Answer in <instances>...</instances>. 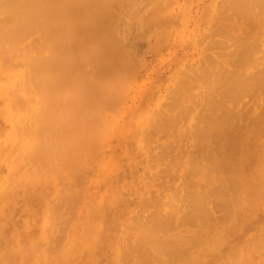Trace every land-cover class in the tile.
Returning <instances> with one entry per match:
<instances>
[{
  "label": "bare ground",
  "instance_id": "bare-ground-1",
  "mask_svg": "<svg viewBox=\"0 0 264 264\" xmlns=\"http://www.w3.org/2000/svg\"><path fill=\"white\" fill-rule=\"evenodd\" d=\"M119 1L0 0V264H264V0L214 3V21L242 15L245 28L239 19L230 25L242 35L208 21L199 42L223 60L205 51L206 59L182 63L186 78L174 84L182 81L184 90L167 87L165 111L151 106L139 116L148 120L145 168L105 202L91 189L90 168L104 160L106 171L105 134L132 125L125 82L139 63L111 49L119 38L115 32L110 39L116 27L109 17L117 15L115 4L130 5ZM165 7H153L163 13L157 17L167 13L162 22L171 17L172 4ZM220 48L232 50H225L229 58ZM186 83L193 87L185 90ZM154 134L168 140L147 145Z\"/></svg>",
  "mask_w": 264,
  "mask_h": 264
},
{
  "label": "rangeland",
  "instance_id": "rangeland-1",
  "mask_svg": "<svg viewBox=\"0 0 264 264\" xmlns=\"http://www.w3.org/2000/svg\"><path fill=\"white\" fill-rule=\"evenodd\" d=\"M130 1V2H129ZM128 2L130 3V5H128V6H132V7H128L127 5L126 6H124L125 7V9H124V7H123V9L122 8H117V6H116V4H115V10H116V12H117V15H119V16H117V15H115V16H111V17H109L110 19H109V22H110V25L109 24H107V25H109V27H111L110 29L112 30V28H113V25H114V27H116L115 29L113 28V30H115L113 33L112 32H109V34L110 33H112L113 34V36H111V38H110V36H108L110 39H111V41H112V39H115L114 37H116V35L118 36V37H116V38H119L118 39V41L120 40V43H118V41L116 42V39L115 40H113L112 42H113V47L115 46V50L116 51H113V47L111 46V43H110V46H111V49H112V52H115V54H117V52L119 53V52H121V50L123 51V52H121V53H124L123 54V57H122V59L124 58V59H128L127 60V62L130 60V63H131V61L132 62H134L133 60H136L137 62H139L137 65L135 64V66H134V64L133 65H131V67L133 66L134 67V70L136 71H134L133 72V69H132V72H133V74L134 75H136V76H134L133 74H131L132 75V77H133V80H134V82H132L133 80H132V78L130 77V84H128L129 83V79H128V81H127V79H126V81L127 82H125V80H124V82L127 84V85H129L128 87L130 88L129 89V91H130V93H129V91L127 92V91H125V92H127V94H128V98L126 97V101L125 102H123V107L125 108V110L127 111V110H129L128 112H129V115L132 117V119H131V121H130V123H132V125L131 124H129V129L127 128V126L125 127V128H127L128 129V131H125V128L123 129L122 128V125H120L119 126V129H118V131H116V133L114 132V134H112L113 136H109L108 134L106 135L105 134V136H108V140L106 139V138H103L102 139V141L104 140V139H106L105 141H107V142H105L104 141V143H107L106 144V147L104 148L103 146H102V154H101V157H102V155H103V152H104V156H105V158L103 157V159H106V161H108L109 160V162H107L108 163V168L106 169V171H102V165L103 164H101V162H103L104 163V160H102V159H100V160H102L101 162L100 161H97V163H96V166L94 165V164H92V166H91V168L90 169H92L93 171H92V173H91V176H90V178H91V182H92V184H91V189H93L92 191H94V192H96V194H97V196L99 197L100 196V198L102 197L103 199H104V201L105 202H108V201H112V199L114 198H116L117 197V192L118 191H120V190H122L123 188H125V187H123V186H126L127 184H130L131 182H133L134 181V179H135V177H134V175H135V172H136V170L138 169V171H140V169H141V171L143 170V168H145V164H146V159L143 157V156H145V150H144V148H143V146H142V144H143V139H142V135L145 133V132H143V131H145V126H147L148 124H147V122H148V120L147 119H144V121H142L141 123L140 122H138V120H139V116L140 115H143L146 111H147V109H149V107L151 108V106L152 107H154L152 110H158L159 108H160V106L162 105L161 104V101L163 102H165L166 100H164L165 98L167 99V97H168V95H167V89L169 88V87H173V84L174 83H176V81H177V78H178V76L180 75V77L182 78V79H184L183 77H185V76H181V75H184V73L183 74H181V69L183 68H185V66L186 65H188V64H190L191 62L193 63V61H196L197 59L198 60H201L202 58L203 59H206V58H204V56H202V55H205L206 53H204L205 51L206 52H211V53H209V55H213V57H211V58H221V57H219V55H217L218 53H216V55H215V53H213V51L212 50H214V48H212V50L210 49H204V47L202 46L203 44H201L203 41L201 40V42H199V39L201 38L202 39V36H204V35H208V34H204V32H206L207 31V29L209 30V28H207V26L211 23V20L212 21H214V19H212V17H214V16H216V15H218L217 13H216V4H214V3H220V2H217V0H171L172 1V7L170 8L171 9V11H169V13L171 12V14H169L168 13V15H170L171 17H169L168 19H163L164 21H166V20H171L170 22L171 23H168V22H164V24L162 25H157V26H159V29L161 30H159L158 28L155 30L154 28H155V24H160L162 21L160 20V19H162V18H164L166 15H167V13H164V14H166L164 17H160L163 13H161V12H158V14L160 13V16H158L157 17V13H156V11L154 12V10H156L155 9V7L157 6L158 8V10H159V7L161 8V4H162V8H163V6H164V8H166L165 7V5L166 6H169V5H171V4H169V0H135V2H134V0H129ZM141 1V2H140ZM170 1V2H171ZM223 0H221V2H222ZM225 2H226V4L228 3L227 2V0H224ZM119 2H123L122 0L121 1H119ZM118 2V3H119ZM133 2V3H132ZM138 2H139V6H138ZM144 2V3H143ZM158 2V3H157ZM166 4H165V3ZM124 3H126V1L124 2ZM124 3H122V6H123V4ZM128 3V4H129ZM156 3H157V5H156ZM223 3V2H222ZM134 4H135V6H134ZM163 4H165V5H163ZM168 4V5H167ZM224 4V3H223ZM229 5H228V7L230 6V3H228ZM119 5H121V3L119 4ZM125 5V4H124ZM155 5V6H154ZM218 5V4H217ZM135 8H134V7ZM138 6V7H137ZM146 6H148V7H146ZM215 6V7H214ZM220 6H222V4L220 5ZM219 6V7H220ZM227 6V5H226ZM119 7V6H118ZM146 7V8H145ZM153 7H154V10H153ZM189 7V8H188ZM214 7V9H212ZM223 7V6H222ZM224 7H225V5H224ZM223 7V8H224ZM129 8V9H128ZM133 10H132V9ZM161 8V9H162ZM169 8V7H168ZM167 8V10H169ZM208 8V9H207ZM209 8H210V10H209ZM226 8V7H225ZM216 9V10H215ZM220 9H221V7H220ZM117 10H119L120 12H118ZM128 10H129V12H128ZM141 10H143V11H141ZM151 10H153V12L151 11ZM157 10V11H158ZM225 11H226V9H224ZM223 10V11H224ZM230 10V8H228V10L227 11H229ZM133 11V12H132ZM134 11H136V12H134ZM137 11H140V12H138V14H137ZM161 11H164V9L163 10H161ZM166 11V10H165ZM207 11V12H206ZM222 11V10H221ZM220 10L218 11V12H221ZM116 12H114V14L116 13ZM130 12H132L133 13V15H134V13H136L135 15L137 16L136 18L137 19H134V20H132V16L133 15H130V14H132V13H130ZM144 12H145V14H144ZM216 13V15H214V16H212L213 15V13ZM232 12L233 13H230V14H233L234 16L236 15V14H234L235 13V11H233L232 10ZM151 13H153V17H157V21H154V18L153 17H151L152 16V14ZM188 14V16H186V14ZM208 13V14H207ZM224 13V12H223ZM148 14V15H147ZM149 14L151 15V16H149ZM129 15L131 16L130 17V19L128 20V17H129ZM139 15V16H138ZM212 16L211 18L209 17V16ZM239 15V14H238ZM128 16V17H127ZM142 16V17H141ZM143 16H145V17H143ZM146 16H148V18L146 19V21H147V25H146V22H145V19L144 18H146ZM220 16V15H219ZM226 16V15H225ZM229 16V15H228ZM232 16V15H231ZM231 16H229V18L231 17ZM234 16H232V18L234 17ZM116 17V18H115ZM141 19H140V18ZM155 17V18H156ZM188 17V19H186V18ZM218 17V16H217ZM222 17V16H221ZM122 18V19H121ZM134 18H135V16H134ZM206 18V19H205ZM207 18L209 19V20H207ZM236 18V17H235ZM235 18H233V19H235ZM237 18H238V16H237ZM119 19H121L120 21H119ZM159 19V20H158ZM185 19V20H184ZM211 19V20H210ZM215 19H216V17H215ZM225 19V20H224ZM239 19V22H240V20L242 19V15H241V18L239 17L238 18ZM238 19H236V20H231V19H228L227 17L226 18H223V19H216L218 22H216V20L214 21V24H213V26L215 25V27L217 28V27H219V26H216L217 24H219V25H221V26H223V24H227L228 25V23H229V25H228V27H227V25L225 26V28H232V29H230L231 31V34H238L237 33V31L238 30H236V29H239L241 26H243L244 28H245V22L243 23V21L241 20V22L240 23H242V25H240V23L238 22ZM130 20L132 21V22H130ZM138 20V21H137ZM149 20H153L154 22H152L151 21V23H150V21ZM124 21V22H123ZM135 21V22H134ZM142 21V22H141ZM144 21V22H143ZM148 21H149V23H148ZM160 21V22H159ZM188 21V22H187ZM206 21H207V24H205L206 23ZM208 21H210V23L208 22ZM245 21V20H244ZM108 22V23H109ZM118 22H120V23H118ZM127 22V23H126ZM162 22V23H163ZM219 22H223L222 24H220ZM232 22V23H231ZM125 23L128 25H125ZM131 23V24H130ZM180 23V24H179ZM235 23L237 24V25H240V27L238 28H235L234 26V28L233 27H231L230 25H232V24H234L235 25ZM119 24V25H118ZM168 24H170V26H169V28L170 29H168L167 30V32H166V29H164V28H166V26L168 25ZM112 25V26H111ZM120 25H122V26H120ZM136 25V26H135ZM142 25H145V27L143 28V26ZM150 25H153V27L152 26H150ZM179 25V26H178ZM207 25V26H206ZM210 25H212V23L210 24ZM209 25V26H210ZM140 28H139V27ZM147 26H148V28H147ZM149 26H150V28H149ZM164 26V28H161V27H163ZM208 26V27H209ZM106 27H108V26H106ZM109 27H108V29H109ZM127 27V28H126ZM130 27V28H129ZM138 27V28H137ZM243 27H242V29L241 30H243ZM122 28V29H121ZM129 28V29H128ZM146 28L147 29H151L150 31H147L146 30ZM153 28V29H152ZM211 28V27H210ZM216 28H214V29H216ZM222 28V27H221ZM223 28H224V26H223ZM107 29V30H108ZM110 29H109V31H110ZM128 29V30H127ZM135 29V30H134ZM140 29V30H139ZM163 29V30H162ZM212 29V28H211ZM119 30V31H118ZM144 30V31H143ZM146 30V31H145ZM165 30V35L166 36H163L162 37V35H164V32L162 33V31H164ZM221 30V32L224 30H222V29H220ZM127 31V32H126ZM133 31V32H132ZM232 31L233 32H235V33H232ZM117 33L115 36H114V33ZM148 32H149V34H148ZM209 31H207V33H208ZM213 32H214V30H213ZM212 32V33H213ZM216 32V31H215ZM220 31H219V29L217 30V34L218 33H221ZM225 32H226V30H225ZM238 32H241L240 33V35H242V31H238ZM151 33V34H150ZM162 33V34H161ZM228 33V32H227ZM204 34V35H203ZM211 34V33H210ZM209 34V35H210ZM214 34H216V33H213V35ZM229 34V33H228ZM230 34V35H231ZM244 35H246L245 34V32L243 33ZM111 35V34H110ZM159 35H161V37L159 36ZM212 35V34H211ZM222 35V33L219 35V36H221ZM226 35V38H227V34H224V36ZM131 36V37H130ZM149 36V37H148ZM154 36V37H153ZM217 36L218 35H214V37L212 36V38H217ZM219 36H218V38H219ZM223 36V35H222ZM223 36V37H224ZM107 37V39H108V41L110 40L109 38ZM113 37V38H112ZM208 37H210V36H205V39H207ZM223 37H221V39L223 40V42L224 41H227L226 42V46H228V44H229V41H228V38L230 37H228L226 40H224L223 39ZM238 37V36H237ZM125 38V39H124ZM153 38V39H152ZM161 38H163L162 40H161ZM165 38V39H164ZM231 38H234L233 36L231 37ZM124 39V40H123ZM127 39H128V41H127ZM196 40H197V42H196ZM210 40V39H209ZM217 40V39H216ZM222 40H220V38H219V41H221V42H219L218 40L216 41L217 42V45H218V43H221L222 44ZM231 40L232 39H230V42H231ZM98 41V40H97ZM100 41V40H99ZM105 41V42H107V43H109V42H111V41ZM123 41V42H122ZM148 41V42H147ZM159 41H161V42H159ZM205 41L206 40H204V45H206L205 44ZM211 41V40H210ZM215 42V40H212L211 42ZM103 41H101V43H102ZM155 43V45H154V43ZM158 42V43H157ZM106 43V44H107ZM117 43V45L119 46V47H121V45H122V43H123V45L126 47V49H129L128 50V52H129V56H130V59H129V56H128V52L126 51V49H124V48H118L117 47V45H115V44ZM134 43V44H133ZM197 43H199V45L197 44ZM206 43H208L207 41H206ZM225 43V42H224ZM224 43L222 44V46L224 45ZM228 43V44H227ZM103 44V43H102ZM150 44V45H149ZM164 44V45H163ZM213 44L214 43H212V45L211 46H213ZM232 44H233V42H232ZM232 44H229V46H231ZM132 45V46H131ZM135 45V46H134ZM208 45V44H207ZM225 45H224V47H225ZM109 46V45H108ZM109 46V47H110ZM123 46V47H124ZM214 46H215V44H214ZM219 46H220V44H219ZM222 46H221V48H222ZM107 47V46H106ZM109 47H108V49H109ZM149 47V48H148ZM207 47V46H206ZM217 47V46H216ZM216 47H215V51H216ZM223 47V48H224ZM157 48V49H156ZM208 48V47H207ZM221 48L219 49V51L221 50ZM222 48V49H223ZM230 48H232V47H229V49ZM110 49V50H111ZM117 49H119L118 51H117ZM125 51H124V50ZM134 50V51H133ZM137 50V51H136ZM218 50V49H217ZM225 50L227 51V53H229L230 51H232V50H228V48H225ZM225 50L223 51L224 52V54H223V52L222 51H220V52H222L221 54H223L224 56L223 57H226L225 55H227V58H229L228 56L231 54V52H230V54L228 55V54H225ZM132 51H133V53H132ZM143 52V57H142V54H140V53H142ZM146 51V52H145ZM111 52V53H112ZM219 52V53H220ZM137 53V54H136ZM145 53V54H144ZM220 54V55H221ZM119 55H120V53H119ZM141 55V56H140ZM147 55V56H146ZM209 55H208V59H209ZM113 56H114V58H115V55L113 54ZM149 56V57H148ZM201 56H202V58H201ZM206 56V55H205ZM218 56V57H217ZM222 56V55H221ZM119 57V56H118ZM207 57V56H206ZM121 58V57H120ZM201 58V59H200ZM227 58H224L225 60L227 59ZM115 59H117V57L115 58ZM119 59V58H118ZM123 59V62L125 61ZM140 59V60H139ZM143 59H144V62H143ZM215 59H213V62H214V60ZM212 60V59H211ZM221 60H223V58H221L220 59V61ZM188 61V62H187ZM203 62H204V60H202ZM201 61V62H202ZM217 61V60H216ZM215 61V62H216ZM219 61V62H220ZM120 62H122L121 60H120ZM141 62V63H140ZM179 62V63H178ZM183 62H185L184 64H185V66L182 64ZM187 62V63H186ZM197 62V61H196ZM199 62V61H198ZM218 62V61H217ZM126 63V62H125ZM136 63V62H135ZM175 63L177 64L176 66H175ZM124 64V63H123ZM127 64H129V63H127ZM194 64H198V63H195L194 62ZM120 65V64H119ZM142 65V66H141ZM199 65V67H200V63L198 64ZM198 65H197V67H198ZM121 66V65H120ZM127 66H129V65H127ZM138 66V67H137ZM179 66V67H178ZM182 66H184V67H182ZM191 66V65H190ZM196 66V65H195ZM195 66L193 67V69L195 68ZM131 67H129V70H130V68ZM187 67V66H186ZM192 67H191V69H192ZM127 69H128V67H126ZM174 68H176V71H175V69ZM190 68V67H189ZM188 68V69H189ZM124 69H125V67H124ZM178 69V70H177ZM126 70V69H125ZM175 71V73H174V71ZM195 70V69H194ZM180 71V72H179ZM184 72H185V70H183ZM182 71V72H183ZM124 72V71H123ZM128 72V71H127ZM177 72H179V73H177ZM191 72V71H190ZM131 73V72H130ZM164 73V74H163ZM173 73V74H172ZM176 73H177V77L175 78V77H173V79L171 78L172 77V75L173 76H176ZM192 73H194V71L192 72ZM191 73V74H192ZM196 73V72H195ZM175 74V75H174ZM186 74V73H185ZM129 75V74H128ZM193 75V74H192ZM192 75H190V76H192ZM127 76V75H126ZM189 76V75H188ZM164 77V78H163ZM179 77V78H180ZM193 77V76H192ZM192 77H191V79H190V77H187V78H189V79H187V81H189L190 83L193 81V79H192ZM186 78V77H185ZM136 79H138L137 81H135ZM172 80H173V82H172ZM190 80H192V81H190ZM182 82V81H181ZM181 82H179L180 84H174V87H183L184 88V86L183 85H181ZM184 83H185V81H183ZM124 83V84H125ZM132 83H134V84H132ZM138 84H140V85H138ZM186 84H188V83H186ZM162 85V86H161ZM177 85V86H176ZM179 85H181V86H179ZM126 86V85H125ZM133 87V88H131V87ZM152 86H154V87H152ZM188 86H190V87H188ZM168 87V88H167ZM181 87V88H182ZM193 87V85H186L185 86V90H186V88L188 89H190V88H192ZM151 88H152V90H151ZM155 88V89H154ZM165 89V90H162V89ZM182 88V89H183ZM128 89V88H127ZM126 89V90H127ZM168 90H170V88L168 89ZM184 90V89H183ZM136 91V92H135ZM144 91V92H143ZM147 91H148V93H147ZM151 91V92H150ZM153 91V92H152ZM155 91V92H154ZM171 91V90H170ZM133 94H132V93ZM161 92V93H160ZM147 93V94H146ZM153 93H154V95H153ZM166 93V95H164ZM169 94H170V92H168ZM132 94V95H131ZM136 96H135V95ZM142 94V95H141ZM144 94H146V95H144ZM134 95V97H132ZM149 95V96H148ZM163 95V96H162ZM171 95V94H170ZM169 95V96H170ZM131 96V97H130ZM146 96V97H145ZM166 96V97H165ZM147 97H149V98H147ZM165 97V98H164ZM134 98V99H133ZM146 98V99H145ZM129 99V100H128ZM153 99V100H152ZM169 99V98H168ZM170 99H171V97H170ZM148 100V101H147ZM172 100V99H171ZM170 100V101H171ZM169 101V102H170ZM132 103L130 106H131V108H129L128 107V104L127 103ZM156 102V103H155ZM160 103V104H159ZM142 104V105H141ZM144 104H146V105H144ZM164 104V103H163ZM166 104H167V102H166ZM165 104V105H166ZM150 105V106H149ZM160 105V106H159ZM161 106L162 107V109L164 110V107H168V105H166V106ZM141 108H140V107ZM143 106V107H142ZM139 107V108H138ZM148 107V108H147ZM138 108V109H137ZM161 109V110H162ZM168 109V108H167ZM161 110H159V111H161ZM135 111V112H134ZM137 111V112H136ZM141 112L140 114H139V112ZM165 111V110H164ZM166 112H167V110H166ZM165 112V113H166ZM161 113V112H160ZM164 113V112H163ZM162 113V114H163ZM158 114H159V112H158ZM161 114V115H162ZM164 115V114H163ZM135 119H136V122H135ZM134 122V123H133ZM131 127V128H130ZM133 127V128H132ZM121 129L122 130H124L125 131V133L124 132H122L121 131ZM126 129V130H127ZM138 129V130H137ZM140 129V130H139ZM135 130H137V134H136V131ZM126 133H127V135H126ZM117 134H119L118 136H117ZM131 134V135H130ZM147 134V133H146ZM146 134H144V135H146ZM159 134H161V133H159ZM125 135V136H124ZM137 135H138V137H137ZM155 135V137L154 138H151L150 139V137L149 136H147V137H149V139H148V142H147V145H149L150 146V144L151 143H153L152 145H154V143L156 144V142H158V143H162L163 142V140H164V142H165V140H168V137H166V136H162V137H160V136H158L157 138H156V134H154ZM225 135H232V133L230 134V132H228V134H225ZM225 135L223 136V137H225ZM234 135V134H233ZM127 136V137H126ZM130 136V137H129ZM118 137V138H117ZM232 137V136H231ZM230 136H229V139H232ZM144 138V137H143ZM118 139L120 140L119 141V143H117V141H118ZM128 139H129V142H128ZM133 139V140H132ZM221 139V138H220ZM222 139H224V138H222ZM225 139H226V137H225ZM224 139V140H225ZM228 138H227V141L229 140ZM123 140V141H122ZM145 140V139H144ZM149 140H151V141H149ZM102 141H100V142H102ZM121 141H122V143H121ZM126 143H125V142ZM137 141V142H136ZM222 142H223V140H221ZM226 141V140H225ZM226 141V142H227ZM221 142V143H222ZM226 142H224V143H226ZM144 143H145V141H144ZM223 143V144H224ZM102 143H100V145H101ZM138 144V145H137ZM223 144H220L219 143V146L221 145V146H223ZM144 145V144H143ZM225 145V144H224ZM98 146H99V143H98ZM111 146V147H110ZM220 146V148L222 149V147ZM101 147V146H100ZM100 147H98V148H100ZM225 147V146H224ZM227 148V147H226ZM107 149V150H106ZM220 149V150H221ZM223 149H225V148H223ZM121 150H122V152H121ZM108 151V152H107ZM125 151V152H124ZM197 151H199V150H197ZM200 153H202V151H199ZM120 153V154H119ZM123 153V154H122ZM199 153V154H200ZM112 154H114L115 156H113ZM118 154H119V157H118ZM136 155V156H135ZM138 155V156H137ZM120 156L122 157V158H120ZM141 156V157H140ZM108 159H107V158ZM122 161H121V160ZM249 159H250V162L251 163H253L254 161H255V156L252 154L250 157H249ZM99 160V159H98ZM120 160V161H119ZM114 163H113V162ZM135 161V162H134ZM99 162V163H98ZM133 162V163H132ZM143 162V163H142ZM111 163H113V164H111ZM117 163V164H116ZM121 163V164H120ZM140 163V164H139ZM110 164V165H109ZM137 164V165H136ZM112 165H113V167H112ZM99 166V167H98ZM115 166H117V167H115ZM120 168V169H119ZM125 168V169H124ZM128 168H129V171H128ZM117 169V170H116ZM126 170V171H125ZM112 171V172H111ZM118 171V172H117ZM111 172V173H110ZM131 172V173H130ZM110 173V174H109ZM116 173V175H114ZM100 174V175H99ZM98 175V176H97ZM103 175V176H102ZM109 177H108V176ZM112 176V177H111ZM116 176V177H115ZM125 176V177H124ZM96 177V178H95ZM98 177V178H97ZM101 177H102V179H101ZM115 177V178H114ZM94 178V179H93ZM117 178V179H116ZM114 179V180H113ZM121 179V180H120ZM130 179H131V181H130ZM94 180H96V181H94ZM105 183H104V182ZM108 181H110V182H108ZM119 181V182H118ZM103 182V183H102ZM112 182V183H111ZM96 183V184H95ZM111 183V184H110ZM119 183V184H118ZM107 184H109V185H107ZM95 186V187H94ZM112 186V187H111ZM114 186V187H113ZM116 186V187H115ZM121 186V187H120ZM104 187H106V188H104ZM108 189V190H107ZM103 191V192H102ZM111 191V192H110ZM100 194V195H99ZM106 194V195H105ZM108 198V199H107ZM107 200V201H106ZM101 264V263H100Z\"/></svg>",
  "mask_w": 264,
  "mask_h": 264
}]
</instances>
